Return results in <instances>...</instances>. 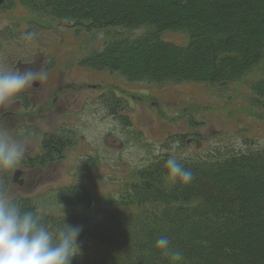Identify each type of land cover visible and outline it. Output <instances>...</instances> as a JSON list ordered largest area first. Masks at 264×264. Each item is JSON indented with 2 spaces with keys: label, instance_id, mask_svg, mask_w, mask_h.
Returning a JSON list of instances; mask_svg holds the SVG:
<instances>
[{
  "label": "trees",
  "instance_id": "1",
  "mask_svg": "<svg viewBox=\"0 0 264 264\" xmlns=\"http://www.w3.org/2000/svg\"><path fill=\"white\" fill-rule=\"evenodd\" d=\"M16 5L77 30H102L101 48L78 65L129 82L230 85L258 68L248 104L264 113V0H4L0 10ZM138 29L144 31L131 34ZM166 31L183 33L187 41L164 40ZM2 32L10 36L7 28ZM98 99L122 128L132 127L123 98L106 92ZM73 139L71 132H43L40 154L27 163L60 160ZM176 141L169 136L161 147L169 150ZM169 157L161 153L137 169L115 207L94 206L78 184L56 193L57 204L71 209L59 215L40 213L32 198L15 199L51 230L78 226L77 241L97 244L71 264H169L155 247L161 236L183 254L182 264H264V149L176 158L193 173L188 184L168 176ZM11 171L0 172L5 190Z\"/></svg>",
  "mask_w": 264,
  "mask_h": 264
},
{
  "label": "rangeland",
  "instance_id": "2",
  "mask_svg": "<svg viewBox=\"0 0 264 264\" xmlns=\"http://www.w3.org/2000/svg\"><path fill=\"white\" fill-rule=\"evenodd\" d=\"M5 28L10 36L2 32ZM103 37L102 30H77L18 5L0 10V72L32 68L47 73V79L0 105V127L26 147L9 176L8 189L15 198H32L40 213L59 215L71 209L57 204L56 193L78 184L92 194L94 206L115 207L135 171L161 153L206 159L264 149V113L248 104L249 84L258 77V68L230 85L129 82L78 65L82 56L101 48ZM162 37L178 44L187 41L180 32L166 31ZM106 92L126 102L122 113L132 127L122 128L108 114L98 99ZM43 132H71L73 144L58 161L28 164L41 152ZM169 136L177 141L168 143V150L161 145ZM192 137L197 141L187 143ZM15 170L22 172L12 182ZM77 242L80 254L97 249L87 239Z\"/></svg>",
  "mask_w": 264,
  "mask_h": 264
},
{
  "label": "clouds",
  "instance_id": "3",
  "mask_svg": "<svg viewBox=\"0 0 264 264\" xmlns=\"http://www.w3.org/2000/svg\"><path fill=\"white\" fill-rule=\"evenodd\" d=\"M31 38L30 34L26 36L27 40ZM45 79L46 72L32 68L0 72V105ZM25 152V141L10 138L7 130L0 127V172L15 169ZM165 167L173 181L179 179L188 184L193 179V173L175 157H169ZM80 232V227L66 223L51 230L40 214L22 210L10 188L0 187V264H71L80 251L77 242ZM155 247L168 258L169 264H182L183 254L173 249L167 237H159Z\"/></svg>",
  "mask_w": 264,
  "mask_h": 264
},
{
  "label": "water",
  "instance_id": "4",
  "mask_svg": "<svg viewBox=\"0 0 264 264\" xmlns=\"http://www.w3.org/2000/svg\"><path fill=\"white\" fill-rule=\"evenodd\" d=\"M4 0H0V4L3 2ZM21 174V170H15L13 175H12V182H15V178Z\"/></svg>",
  "mask_w": 264,
  "mask_h": 264
},
{
  "label": "flooded vegetation",
  "instance_id": "5",
  "mask_svg": "<svg viewBox=\"0 0 264 264\" xmlns=\"http://www.w3.org/2000/svg\"><path fill=\"white\" fill-rule=\"evenodd\" d=\"M34 84H37V83H34ZM192 141H197V139H195L194 137H192V138H187L186 139V142L188 143V142H192Z\"/></svg>",
  "mask_w": 264,
  "mask_h": 264
},
{
  "label": "bare ground",
  "instance_id": "6",
  "mask_svg": "<svg viewBox=\"0 0 264 264\" xmlns=\"http://www.w3.org/2000/svg\"><path fill=\"white\" fill-rule=\"evenodd\" d=\"M1 4H2V3H1ZM1 4H0V5H1ZM209 32H210V31H209ZM209 35H210V34H209ZM210 36H211V35H210ZM136 37H137V36H136Z\"/></svg>",
  "mask_w": 264,
  "mask_h": 264
}]
</instances>
